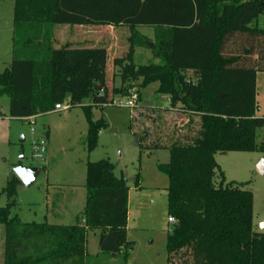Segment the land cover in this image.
I'll return each mask as SVG.
<instances>
[{"label":"trees","instance_id":"16d2710c","mask_svg":"<svg viewBox=\"0 0 264 264\" xmlns=\"http://www.w3.org/2000/svg\"><path fill=\"white\" fill-rule=\"evenodd\" d=\"M263 12L264 0H15L14 56L0 75V97H9V116L21 120L91 99L84 106L91 152L107 127L104 118H93L92 108L128 97L133 88L141 101L142 90L157 82V94L169 104L155 111L159 131L154 119L144 123L138 116L130 127L141 151L170 152L169 161L158 165L168 177L169 217L176 219L167 236V264H264L254 194L244 183H226L216 160L218 153L264 152L258 143L264 117L256 114L264 29L254 25ZM55 25L128 27L129 50L113 62L121 85H109L107 47L68 42L56 48ZM140 26L154 29L150 48L159 63L136 62L137 48L149 46ZM170 110L186 122H167ZM115 169L110 159L87 162L86 203L73 224L13 217L22 185L14 175L4 189L9 202L0 206L4 264H89L90 230L100 231L102 254H122L127 264L134 248L128 239L130 188Z\"/></svg>","mask_w":264,"mask_h":264},{"label":"rangeland","instance_id":"374dc122","mask_svg":"<svg viewBox=\"0 0 264 264\" xmlns=\"http://www.w3.org/2000/svg\"><path fill=\"white\" fill-rule=\"evenodd\" d=\"M14 7L15 0H0V75L10 66L14 56ZM264 29V12L254 23ZM139 31L148 37V45L136 50L138 64L159 63L150 48L156 41L153 28L140 26ZM130 30L126 26H75L55 25L54 47L68 42H87L88 47L105 46L108 49L109 85L117 86L119 80L115 71L114 59L123 57L129 50ZM18 48V56L21 55ZM257 59V55L252 56ZM120 79V78H119ZM159 84L152 83L142 90V100L136 108L115 104L92 108L94 119L104 118L107 127L99 135L95 150L89 152L86 138L89 128L84 106L92 104L91 99L84 100L80 106H70L67 110L52 111L38 115L33 119L21 120L9 116V97H0V206L9 202L4 192L8 181L15 175L16 166L45 167L35 184L31 187L21 185L16 196V205L12 216H19L23 221L48 222L53 224H73L75 219L68 214L62 219L53 220L50 216V201L57 198L75 196L70 212H79L86 203L87 162L110 159L116 165V173L124 177L130 188L128 211L129 239L135 241L129 253L127 264H167V235L174 226L169 222L168 177L160 171L158 165L169 160L170 152L165 148H143L137 143L131 130L134 114L138 120L154 119L156 110L168 107L166 99L157 94ZM122 98L116 97L119 101ZM127 98H124V102ZM256 114L264 117V71L257 73ZM69 104L65 102L64 105ZM70 105V104H69ZM167 122L185 123L178 111L164 113ZM156 123V124H155ZM177 125V124H176ZM133 128H136L133 126ZM173 128V127H172ZM171 128V130H173ZM180 129H183L181 126ZM172 139L176 135L172 134ZM44 141L47 143L44 144ZM264 142V128L258 131V143ZM47 147V151L44 148ZM36 152L41 157H35ZM264 159V152H226L218 153L216 160L224 171L226 183L236 181L244 183V189L254 194V230L264 233V174L258 165ZM216 182L220 183L217 173ZM49 187V192L47 188ZM74 194V195H72ZM52 198V199H51ZM52 200V201H51ZM49 213V219L46 215ZM70 215V216H69ZM99 230H90L87 236L89 264H125L122 254H102L99 246ZM5 227L0 224V264H4Z\"/></svg>","mask_w":264,"mask_h":264},{"label":"crops","instance_id":"0c3cea01","mask_svg":"<svg viewBox=\"0 0 264 264\" xmlns=\"http://www.w3.org/2000/svg\"><path fill=\"white\" fill-rule=\"evenodd\" d=\"M76 28H80L81 26H75ZM74 44H78V45H88V43L87 42H85V41H83V42H76V43H74ZM109 60V59H108ZM118 69L115 71V73L114 74H116V76H119L118 78H115L114 79V81L113 82H115L116 80H119V83H118V85H117V87L118 86H120L121 85V83H122V81H121V77H120V67H117ZM120 78V79H119ZM58 111V110H57ZM134 117H136V113L134 114ZM34 118V117H33ZM47 143V142H46ZM169 159H170V157H169ZM169 161V160H168ZM167 161V162H168ZM43 167V166H42ZM115 173H116V170H115ZM116 175H117V173H116ZM121 175H124V174H122L121 173ZM118 176V175H117ZM47 191L49 192V187L47 188ZM50 193V192H49ZM72 195H74V194H72ZM74 198H75V196H72V197H70L69 198V196H67V197H63V198H57L56 197V200H54L52 203L51 202H49L50 201V195L48 194V196H47V200H48V206L51 204L52 205V208H53V210H52V213L49 215V213L46 215V220L48 221V219H49V216L53 219V220H55V219H62L63 217H65L66 215H67V213L68 214H71V216L70 217H73L74 219H76V217L80 214V213H82L83 212V210H84V208H82V209H80V211L77 213H75V212H70L69 213V208H71L72 206V203L74 202ZM52 199V198H51ZM52 201V200H51ZM129 202H130V193H129ZM85 207V206H84ZM168 236V235H167ZM129 237H130V235H129V221H128V239H129ZM130 241H132V242H134V245H135V241L133 240V239H129Z\"/></svg>","mask_w":264,"mask_h":264},{"label":"water","instance_id":"95a60500","mask_svg":"<svg viewBox=\"0 0 264 264\" xmlns=\"http://www.w3.org/2000/svg\"><path fill=\"white\" fill-rule=\"evenodd\" d=\"M46 141H44V144ZM264 143V142H263ZM47 147L44 148V151H47ZM258 169L261 173L264 174V159L258 165ZM43 172V167L40 166H16L14 168L15 175L20 179L23 185L26 187H31L35 184L36 180Z\"/></svg>","mask_w":264,"mask_h":264},{"label":"built area","instance_id":"2783aa9c","mask_svg":"<svg viewBox=\"0 0 264 264\" xmlns=\"http://www.w3.org/2000/svg\"><path fill=\"white\" fill-rule=\"evenodd\" d=\"M124 98H127V101L124 102ZM112 104L115 105H119V106H128L131 108H136L138 105V92L136 88L130 89L129 90V96L128 97H123L122 99H120L119 101L114 100V102ZM70 107L69 104L64 105V104H58L56 105V109L58 111H62V110H67ZM30 119H33L30 118ZM42 155L38 152H36L35 157H41ZM169 222L171 224H175L176 223V219L172 216L169 217Z\"/></svg>","mask_w":264,"mask_h":264}]
</instances>
